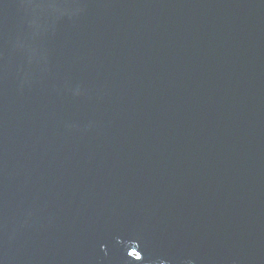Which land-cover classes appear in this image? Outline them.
Returning <instances> with one entry per match:
<instances>
[{"label": "water", "instance_id": "1", "mask_svg": "<svg viewBox=\"0 0 264 264\" xmlns=\"http://www.w3.org/2000/svg\"><path fill=\"white\" fill-rule=\"evenodd\" d=\"M0 264H264V0H0Z\"/></svg>", "mask_w": 264, "mask_h": 264}]
</instances>
